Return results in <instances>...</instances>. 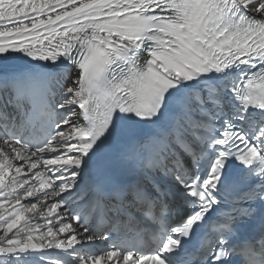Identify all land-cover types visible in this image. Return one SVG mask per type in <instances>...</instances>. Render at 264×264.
Returning <instances> with one entry per match:
<instances>
[{
  "label": "snow or ice",
  "instance_id": "1",
  "mask_svg": "<svg viewBox=\"0 0 264 264\" xmlns=\"http://www.w3.org/2000/svg\"><path fill=\"white\" fill-rule=\"evenodd\" d=\"M0 231V264H264V0H0Z\"/></svg>",
  "mask_w": 264,
  "mask_h": 264
},
{
  "label": "bare ground",
  "instance_id": "2",
  "mask_svg": "<svg viewBox=\"0 0 264 264\" xmlns=\"http://www.w3.org/2000/svg\"><path fill=\"white\" fill-rule=\"evenodd\" d=\"M42 222V221H41ZM0 234H3L2 231H0Z\"/></svg>",
  "mask_w": 264,
  "mask_h": 264
}]
</instances>
